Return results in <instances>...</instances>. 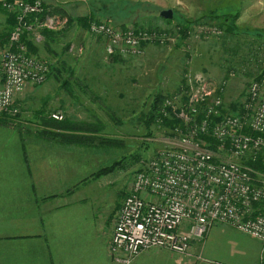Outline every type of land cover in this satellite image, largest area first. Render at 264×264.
<instances>
[{
    "label": "rangeland",
    "instance_id": "374dc122",
    "mask_svg": "<svg viewBox=\"0 0 264 264\" xmlns=\"http://www.w3.org/2000/svg\"><path fill=\"white\" fill-rule=\"evenodd\" d=\"M51 3L61 6L45 15V18L59 16L48 28L59 32L55 41L45 43L40 31L45 28L42 25L45 18L38 20L36 17V28L28 31V36L38 46L39 55L56 68L51 74L58 77L50 75L45 82L29 85L18 96V102L22 103L18 122L8 126L0 124V136L18 137L21 145L22 137L27 150L34 151L33 140L41 126L34 112L39 109L51 112L62 108L65 117L90 122L98 120L105 124L102 134L117 143L95 147L88 158L89 154H82L86 167L81 176L71 178L73 185H79L73 198L81 196L83 201L93 204L97 215L106 217L108 213L113 214L118 204L122 205L126 196L123 195L127 194L136 172L165 147L166 139L173 136L172 130L161 125L162 122L146 120L158 94L165 97V102L171 100L173 110H182L196 81L200 85L193 88L195 92L204 93V86H207L206 92H211V98L221 92L223 105L230 111L231 106L244 104L251 80L261 71L255 69L253 54L259 52V62L264 64V41L252 35L253 30L264 32V0H51ZM163 9H173L175 19L171 24L160 18ZM213 10L238 11L237 34L227 36L217 23L206 22V14ZM91 13L101 15L96 20L115 27L123 24L151 26L152 30L167 31V35L170 31L172 41L148 43L142 55H120L122 59L115 61L112 56L118 53L106 52L103 37L77 23L68 25L70 17ZM200 16H204L203 22H193ZM4 20L1 14L0 32L4 30ZM186 22L190 23L188 27L192 31L183 39L178 30L180 23ZM248 57L250 61L246 60ZM83 150L91 149L85 147ZM32 159L30 156L31 163ZM121 159L124 160L122 166L113 172L92 177L98 169ZM49 172L51 174V169ZM254 177L263 180L264 172L258 171ZM47 180L51 182V178ZM222 225L228 227L221 237L227 244L226 260H223L226 264L240 262L239 257L231 258V251L244 247L257 254L256 258L250 257L247 264H260L264 260L260 241L242 234L228 223ZM207 236L193 244L190 255L182 256L201 260L199 253L205 248Z\"/></svg>",
    "mask_w": 264,
    "mask_h": 264
},
{
    "label": "built area",
    "instance_id": "2783aa9c",
    "mask_svg": "<svg viewBox=\"0 0 264 264\" xmlns=\"http://www.w3.org/2000/svg\"><path fill=\"white\" fill-rule=\"evenodd\" d=\"M0 4L16 14L17 21L7 38L0 34V112L15 113L18 96L29 85L44 82L48 72L46 62L23 40L35 29L29 19L44 14L45 5L43 0H0ZM57 17L47 16L42 25L51 28ZM89 31L108 40L109 54L139 56L144 44L167 39L165 32L115 27L103 20L90 22ZM198 85L194 81L193 88ZM193 88L186 108L177 109L180 117L192 121L199 114L198 104L210 98L206 117L188 132L176 128L165 147L136 172L116 213L109 244L112 264H133L153 249L190 255L193 244L215 224L228 223L264 247V209L255 207L264 200V179L256 180L258 171L247 163L264 148V72L251 81L242 110L229 115L219 112L221 92L211 98L207 86L204 93ZM166 102L172 107L171 100ZM212 115L219 118L216 123L209 119ZM52 117L64 118L60 113ZM207 133L218 141L216 150L204 140Z\"/></svg>",
    "mask_w": 264,
    "mask_h": 264
},
{
    "label": "crops",
    "instance_id": "0c3cea01",
    "mask_svg": "<svg viewBox=\"0 0 264 264\" xmlns=\"http://www.w3.org/2000/svg\"><path fill=\"white\" fill-rule=\"evenodd\" d=\"M33 143L29 171L20 139L0 136V264H112V214L97 215L93 204L81 196L73 198L79 185H73L71 178L81 176L86 167L81 155L91 153L61 138H36ZM47 193L56 196L41 200ZM227 228L212 227L199 253L201 260L153 249L133 264H226L227 244L221 237ZM244 248L231 251V258H240L237 264L256 258L253 249Z\"/></svg>",
    "mask_w": 264,
    "mask_h": 264
},
{
    "label": "trees",
    "instance_id": "16d2710c",
    "mask_svg": "<svg viewBox=\"0 0 264 264\" xmlns=\"http://www.w3.org/2000/svg\"><path fill=\"white\" fill-rule=\"evenodd\" d=\"M8 1L9 3H13L14 0H5ZM28 2H33L34 0H25ZM44 5H45V13L43 15L38 16V20H43L45 18L46 14H51L54 11H57V8H60L61 6H56V4H52L51 0H43ZM54 7V8H53ZM3 15L5 17L4 23H3V29L1 30L0 34L2 36V38H7L9 36V33L11 32V30L13 29V27L16 24V14H14L13 12H11L10 10L6 9L5 7H3L0 4V15ZM96 13H91V14H85V15H80L77 17H70L69 18V22L68 25H72L73 23H77L79 25H81L82 27L86 28L89 30V24L91 21H98L96 19H98L99 16L101 15H95ZM208 17V20L206 22L208 23H217V25H219V27H221L224 30V33L227 36H233L235 34H237V32L239 31L238 26H237V21L240 17V14L238 11H224V12H218L217 10H213L209 13L206 14ZM160 17V16H159ZM163 21H165L168 24H171L174 19H165L163 17H160ZM30 23L34 24V28H36V17H33L29 19ZM203 20H205L204 16H200L196 21H193L195 23H200L203 22ZM190 25L189 22L186 23H180V27L178 32L180 33V35L182 36L183 39L189 37V33L192 31L190 29V27H188ZM120 26H126V24L120 25ZM137 28H141V29H148V30H152L154 28H152L151 26H148L147 28H144V26L142 25H134ZM33 31V30H31ZM40 31L42 33V36L45 40L46 44H49L51 42L55 41V37L56 35H58L59 32H54L51 31L48 28H40ZM30 33V32H29ZM29 33L27 32L24 37L23 40L27 43L30 51H32L33 53H35L36 55H38L43 61L46 62L47 66H48V72L46 74V79L51 75L53 78H57L58 75L57 74H51L52 71H55L54 69H56L54 66H52L51 64H49L45 59H43L40 55H39V48L38 46L35 44L34 41H32V37L28 36ZM167 33V31L165 32ZM253 33V34H252ZM252 33H250V35H254L255 38L258 41H264V32L261 30H253ZM173 35V33H171L169 31L168 35H167V39L165 40V43H170V41H172L171 36ZM106 41V52H107V45H108V40L106 38H103ZM157 44H163L159 41H155ZM154 42V43H155ZM151 43V42H150ZM164 43V44H165ZM148 43L144 44V46L146 47ZM256 44V42H255ZM260 47V45L258 46ZM258 53L253 54V58L252 61L256 62V70H260L259 74L253 78L251 81H253L254 79H259L261 74L264 72V64L262 65L261 62H259V57H258ZM120 55L122 56V54H117V55H113V58H116L115 61L121 60L122 57H120ZM124 56V55H123ZM248 61V59H246ZM261 64V66H260ZM259 65V66H258ZM262 72V73H261ZM51 77V79H52ZM45 79V80H46ZM50 80V79H48ZM47 80V81H48ZM45 82V81H44ZM37 85V84H34ZM188 90V89H187ZM211 99H207L205 101H202L198 104V109H199V114L192 116V121L190 120L189 122H187V120H184V118L180 117L181 114V110H173L172 107H166L164 105L165 102V97L161 94H158L155 98V101L153 103V107L152 110L150 112H148L147 116L148 119H146L147 121H149L150 123L155 122V121H160L163 124L161 125H165V127H167L168 129L175 131L176 128L184 131V132H188V130L192 127H194L197 123H200L204 117H206V112L205 110L207 109V104L209 103ZM19 99H17V101L14 104L15 109L17 110L15 113L13 112H9V111H4V112H0V124L3 125H11L14 124L16 122H18V119L20 117V114L22 113V103L18 102ZM185 103H187V99H185ZM243 108V105H234L231 106V110L227 111L226 107H224L223 103L221 105V107L219 108V112L221 113V115H229V114H233V113H237L239 110L241 111ZM64 109H60V110H51V112H47L44 109H39L36 110L34 113L36 115L37 118H40L41 120V126L39 127L40 129H38L37 131V136H35V139H41V140H45V141H50L51 138H61L63 142H66L67 144L70 145H75L77 147H86V148H90L91 150L89 151V153L92 152L96 149L95 147H98L99 145H112L117 143V141L115 139H111L105 135L102 134V130L104 128V125L102 122L96 120L94 122H90L87 119L86 120H82V119H76V118H71V117H65ZM54 113H60L63 115V120L59 121L56 120L52 117V114ZM190 113V112H189ZM190 116V117H191ZM145 119V117H144ZM213 123H216L219 118H216L215 116H211L209 118ZM148 122V123H149ZM148 127H150V125L147 124ZM22 140V147H23V155H24V160L27 163L28 166V170L30 171V157L28 154V150L26 147V144L24 143L22 137H20ZM204 140L206 141V143L210 146L211 149L216 150L218 147V141L212 137V135L210 133L204 134L203 135ZM34 139V140H35ZM115 146V145H114ZM93 147V148H92ZM90 156V154H89ZM135 160H139V158L135 157ZM134 160V161H135ZM124 160H117L114 161L111 165L108 166H104L101 169H98L96 172H94L92 174V177H101L103 175H107L108 173L113 172L115 169L119 168L120 166H122ZM253 169L259 171V172H264V148L263 150L260 152L258 158L255 161L249 160L247 162ZM87 178L83 179V181H85ZM74 187V186H73ZM37 193L35 192V196L37 197ZM44 195V194H43ZM126 194H124L123 196H125ZM56 196V194L51 195V193H47V195H44L43 197H41V200H46V199H51V197ZM38 198V197H37ZM120 206L118 204V207L113 211V214L115 213V216L113 217L112 214V219H113V228H114V223H115V217H116V212L120 209ZM256 208H260L261 210L264 209V200L260 203V204H256L255 205ZM118 209V210H117ZM264 255V252H262ZM260 264H264V260L260 263Z\"/></svg>",
    "mask_w": 264,
    "mask_h": 264
},
{
    "label": "water",
    "instance_id": "95a60500",
    "mask_svg": "<svg viewBox=\"0 0 264 264\" xmlns=\"http://www.w3.org/2000/svg\"><path fill=\"white\" fill-rule=\"evenodd\" d=\"M160 16L165 19H172L174 16L173 9H163L160 11Z\"/></svg>",
    "mask_w": 264,
    "mask_h": 264
}]
</instances>
